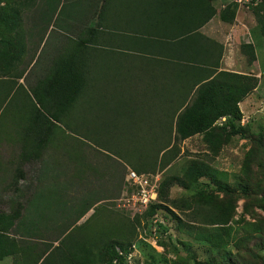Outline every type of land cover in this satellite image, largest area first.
Listing matches in <instances>:
<instances>
[{"label":"rangeland","instance_id":"374dc122","mask_svg":"<svg viewBox=\"0 0 264 264\" xmlns=\"http://www.w3.org/2000/svg\"><path fill=\"white\" fill-rule=\"evenodd\" d=\"M89 1H0L4 13L18 9L12 27H0V39L6 40L1 49L4 55H0V231L22 209L45 199L38 195L44 193L51 199L50 211L57 220L45 230L36 228L30 238L56 244L52 237L61 225H68L58 241L64 248L74 244L82 264H264V35L255 15L263 18L264 10L235 7L251 23L248 29L256 47L257 69L252 90L236 104L240 119L234 121L235 132L223 133L219 143L214 136L205 141L202 133H194L174 143L172 151L159 160L161 152L157 151L167 136L164 116H157L156 130L152 116L140 109L136 99L130 100L133 109L125 108V113L103 105L94 123L81 129L77 125L89 116L85 109L79 115L76 74L85 70L93 49L85 47V58L79 61L80 49L70 36L87 19H92L93 28L97 23L95 15L88 14ZM212 5L218 15L222 10L219 1ZM107 13L98 17L104 20ZM69 16L78 19L67 20L71 27L59 34L52 21ZM214 21L205 26L206 33L209 27L222 25ZM243 32L244 39L249 38ZM56 39L60 44H54ZM235 54L234 50L229 56ZM242 55L240 63L244 58L250 64ZM53 74H57L60 94L64 82H71L70 100L56 121L39 123V128L30 130V110L34 113L39 106L36 99L49 92ZM187 86L180 93L185 102L190 97ZM112 111L116 114L108 116ZM41 114L34 113L40 118ZM28 132L37 137L30 140ZM29 141L40 145L30 160L22 161ZM127 169L151 176L158 189L163 179H176L166 193L159 192L151 216L136 211L138 203L126 189ZM61 205L67 209L58 210ZM86 206L90 207L73 222L74 214ZM9 230L2 233L15 245L19 234L26 232L15 225ZM20 258L7 255L3 261L25 264Z\"/></svg>","mask_w":264,"mask_h":264},{"label":"trees","instance_id":"16d2710c","mask_svg":"<svg viewBox=\"0 0 264 264\" xmlns=\"http://www.w3.org/2000/svg\"><path fill=\"white\" fill-rule=\"evenodd\" d=\"M2 1V0H0ZM7 1V0H3ZM33 0H24L32 4ZM77 4L80 0H75ZM87 1V0H86ZM145 11L144 15L140 18L141 29L146 32V38L143 43L148 45V53H157L164 58V70L167 68L174 71L179 79L187 78L184 85L188 87L190 97L187 102L180 98L176 104L171 105V101L164 99L165 107L162 114L164 116V126L166 127V140L160 144L157 152H161L160 159L172 151L174 143L181 141L194 133H202L203 140L207 141L209 137L214 136L217 142H220V136L223 133L232 131L235 132L234 121L240 119L237 103L242 96L252 90L255 77L247 74H237L216 70L218 67L219 57L221 55V45L216 41L204 36L198 32L201 27L214 13L215 9L212 5L215 0H144ZM205 1V3H204ZM212 2V3H211ZM88 7V14L90 16L102 13L106 7L107 0H90L86 2ZM255 10H264V0L253 7ZM18 9H10L8 13L0 10V27L10 29L14 23V18H17ZM235 13V6L227 5L219 11L218 18L223 22H231ZM51 15V13L49 12ZM15 15V16H14ZM257 18L259 31L264 35V17L255 12ZM96 17V18H97ZM100 17V16H99ZM87 19V17H86ZM92 19H87L82 26L83 45L91 43L94 33L97 31L95 27L100 25V18H97V23L94 22V28L91 26ZM101 26V25H100ZM6 41V40H5ZM0 39V55H4L2 45L5 42ZM239 50L245 55L248 63L254 60L253 49L250 44L241 43ZM53 81L56 82L53 84ZM57 84V85H56ZM59 82L54 78L49 83V92H45V97H38L36 99L39 104L34 107V113H42L41 118L36 117L32 110V123L27 126L30 130L39 128V123L56 121L58 112L53 109V105H66L65 102L70 100L71 82L66 80L63 85V91L60 94ZM80 80L76 86V92L80 88ZM58 86V87H57ZM49 94V95H47ZM62 95L60 99L59 96ZM67 95V96H66ZM48 96V97H47ZM64 96H66L64 98ZM184 101V102H183ZM24 103L25 99H24ZM168 103V104H167ZM50 110V112L47 110ZM42 109L44 112H41ZM223 117V120L217 122L218 119ZM162 121V124H163ZM161 124V125H162ZM153 125L158 127V121L153 122ZM161 125L159 128L161 129ZM163 127V125H162ZM27 130V129H26ZM161 137L163 131H161ZM34 140L37 136L26 134ZM163 138H161L162 141ZM40 144L34 142H25V150L21 156L22 161L31 159L35 151H37ZM158 146V145H157ZM172 183H177L176 179L167 177L163 179L157 187L156 194L158 197L159 192L163 190L164 193ZM156 197V198H157ZM156 202L150 204L142 213L151 216L154 213ZM92 215V214H91ZM91 215L89 217H91ZM6 216V214H5ZM87 218V221L90 218ZM84 221V222H85ZM12 221L4 225V230L11 227ZM67 230L61 227L58 234L61 235ZM2 231V232H3ZM0 231V259L7 255H14V249L17 246L15 242L9 243L7 240L12 241L7 235ZM67 232L65 235H67ZM57 234V236H58ZM56 236V237H57ZM57 239V238H56ZM61 240L57 241L56 245H51L49 242H43L42 247H37L34 253V258L30 264H82L80 258L77 257L76 246L74 244L62 247ZM113 243V242H111ZM114 243L119 244L118 240ZM15 246V247H13ZM13 247V250L11 249ZM112 247V245L110 246ZM113 256L116 252H112ZM124 258V256H122ZM119 261L121 257H118ZM86 264V263H84Z\"/></svg>","mask_w":264,"mask_h":264},{"label":"crops","instance_id":"0c3cea01","mask_svg":"<svg viewBox=\"0 0 264 264\" xmlns=\"http://www.w3.org/2000/svg\"><path fill=\"white\" fill-rule=\"evenodd\" d=\"M107 10L108 17L106 18L105 16L104 20L101 19V16H96L100 18L101 26L99 25V27H97V31L94 33L92 41H90L91 43L83 45L82 26H79L73 31V35L71 34L70 36L71 40L73 42L75 41V45L80 49L79 61L81 56V60L85 58V47H91L93 49L92 53L87 55L86 59L88 63L85 70L81 71L79 69L80 71L77 70L76 74V83L79 82V80L81 83V88H79L76 97L79 115L83 114V109H85V115L89 116V119L83 122L81 119L78 120L77 125L80 129L83 128L84 124H92L95 122L94 120L100 118L102 114L100 113V108L103 105H107L108 108L113 109V111L125 113V108L133 109L130 103V100L133 99L137 100L140 109L152 116L153 122L154 120L157 121V116H162L164 112V99L178 101L180 100V93L185 91L184 85L187 82V78L183 80L179 79L174 71L168 68L164 70L165 65H167L164 63V58L158 55L157 50L154 54L148 53V45L145 44L146 42H142L143 39L146 38V32L141 29L140 18L144 15L145 1L109 0L102 13L104 12V14H106ZM239 14V12H235L233 20L227 23L221 21L218 15L214 13L201 27H199L198 32L221 45V55L216 70L247 74L256 78L257 69L254 67L255 60L247 64L244 58H242V63H240L242 54L240 53L239 45L241 43L250 44L254 53L256 47L253 42V36L251 37L249 34L250 30L248 27L251 23L247 24L249 20H247V18L244 19V16ZM72 18L78 19L75 16H69L61 18L57 23L52 21L54 26H57L59 34L62 33L65 28L71 27V23L67 24L66 21ZM215 18L217 22L222 25H220L219 28L216 25H214L213 28L211 26L207 29L208 33H206L204 30L205 26L212 22L215 23ZM107 20L109 25L106 23ZM51 26L50 23L45 27V33ZM243 31L250 35L249 38L244 39L245 36ZM229 39L231 43L228 44L227 42ZM54 44H60V40L56 39ZM234 50L236 54L234 56H229L231 51L234 53ZM91 64H93L92 67ZM55 76L57 77V74H53L52 77L55 79ZM82 102L85 104L84 108L82 107ZM61 107L62 105L52 106L53 109H57L56 112L59 114L61 113ZM113 111L109 112L108 116L111 113L116 114V112ZM90 113L94 117H92ZM155 127L156 130H158V127ZM159 131L161 133V129H159ZM38 195L40 197H45V199L42 198L37 201L36 204H32L30 209H22L18 218L14 219L11 225V227L15 225L16 227L19 226L26 230L25 233L19 234L18 237L20 240L17 241L16 250L14 249V253L21 256L22 258L20 259H22L25 264H30L32 262L34 253L37 250L36 248L42 247V243L45 241V239H37L36 237L30 238L34 236L36 228L45 230L47 227L53 226L56 223L55 220H57L55 217L56 215L50 211L49 205H51V199H47L44 193H38ZM65 207L66 205H61V207L57 208L63 211L67 209ZM89 207L90 206H86L79 210L78 213L74 214L72 221L76 222L80 219ZM4 212L6 211L3 210V213ZM2 224L4 225L3 222ZM61 226L66 227L68 225L63 224ZM66 231L67 230H65V232ZM9 233L13 234L14 232H10L9 230ZM24 234L28 235L24 238L22 237ZM57 234L58 232L55 233L51 239V242L56 244L62 235L58 234L57 236ZM0 264H11V260L7 259L3 261L2 257L0 259Z\"/></svg>","mask_w":264,"mask_h":264},{"label":"built area","instance_id":"2783aa9c","mask_svg":"<svg viewBox=\"0 0 264 264\" xmlns=\"http://www.w3.org/2000/svg\"><path fill=\"white\" fill-rule=\"evenodd\" d=\"M219 8L223 9L227 5H233L235 7L246 6L254 7L260 0H218ZM223 117L217 120L220 122ZM125 180L127 182L126 189L128 194H132V198L138 203L136 211L142 213L150 204L156 201V189L157 183L144 174L137 173L131 169H127L125 174ZM134 204V203H133ZM132 204V206H133Z\"/></svg>","mask_w":264,"mask_h":264}]
</instances>
